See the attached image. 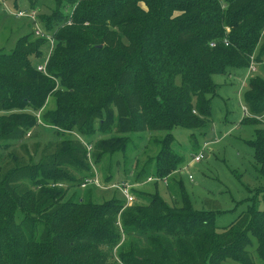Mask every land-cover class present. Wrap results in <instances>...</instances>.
<instances>
[{
    "label": "trees",
    "instance_id": "1",
    "mask_svg": "<svg viewBox=\"0 0 264 264\" xmlns=\"http://www.w3.org/2000/svg\"><path fill=\"white\" fill-rule=\"evenodd\" d=\"M40 1L27 0L28 12L38 8L36 22L21 17L33 30L11 53L0 50V264H254L252 239L264 264L257 200L219 232L221 211L195 209L182 178L174 206L159 195L160 183L149 193L134 189L142 200L129 207L117 191L101 204L90 187L81 194L134 135L164 133L154 140L158 154L134 178L129 171L128 182L168 178L183 167L173 131L210 123L213 76L247 71L252 56L264 72V0H54L47 15L39 14ZM37 26L53 38L46 58L42 47L51 44L36 36ZM247 83L253 117L244 121L260 126L248 145L264 182L257 118L264 117V77ZM40 127L59 139L30 152L25 139ZM257 191L264 199V186Z\"/></svg>",
    "mask_w": 264,
    "mask_h": 264
},
{
    "label": "rangeland",
    "instance_id": "2",
    "mask_svg": "<svg viewBox=\"0 0 264 264\" xmlns=\"http://www.w3.org/2000/svg\"><path fill=\"white\" fill-rule=\"evenodd\" d=\"M14 1L0 0V50L6 54L14 51L17 41L33 30V26L27 18H15L9 12L16 13L21 10L28 12L29 3H27V0H17L18 8L16 9ZM39 6V14L47 15L55 8V2L54 0H41ZM37 9L35 11L38 12ZM70 9L71 7L67 5L63 11L67 14ZM227 31L229 32V29ZM262 37H264V32ZM42 48L46 58L50 54V46L45 44ZM256 72L254 75L264 77L262 66L259 65ZM247 74L248 72L245 69H237L228 72V74L213 76V83L216 85L217 91L216 96L211 101L212 116L210 123L204 129H201L202 131H190L181 128L173 131L176 138L173 150L185 159L183 166L192 161L195 152L200 150L204 143H209L204 158L201 162L189 164L186 172L171 174L174 177L173 183L169 181L170 175L167 178V184H159V195L169 205L174 206L176 201L181 202V197H178L177 182L182 178L185 183L187 197L192 201L195 209L221 211L216 220V227L219 232L235 221L255 200H257L258 209H264L263 196L260 193L257 194L258 188H262L264 182L258 177V165L254 160V149L248 145V142L255 139L254 130L260 126H253L247 120L244 121V119L253 117L246 103H244V94L248 90L247 82L250 79V77L245 79ZM53 105L51 101L47 108L53 109ZM257 118H261L264 123V117ZM193 132H196L195 135L197 136V146L194 148L191 147L193 144L191 141L193 142V140L190 136ZM198 132H201V134H198ZM55 135L51 131L40 127L33 130L25 141L28 143L30 152H33L32 146L35 143H46L50 140L59 139ZM163 137L164 133L156 132L134 135L125 152H119L117 155L106 157L103 160L102 169L98 171L97 176L99 185L89 184L88 187L81 190L82 196L87 193L86 190L90 187L92 200L101 204L117 194L108 185L118 184L119 181H129L126 177L131 173L129 171H132L130 176L134 178L140 170V166L144 165L149 158L158 154L159 147L154 140H161ZM19 152L22 156L24 155L20 149ZM137 161L140 163L138 168L135 167ZM107 174L113 176V180L105 187L103 177ZM188 175L192 176V181L188 179ZM138 184H142V182H138ZM152 184H147V188L142 186L144 189L142 187L136 189H142L146 193L153 192L154 187ZM91 186H94V188ZM73 192L74 189L69 192V195H72ZM118 194V197H121L119 192ZM134 195L135 202H141L142 199H139L136 194ZM252 241L254 245L249 247L248 251L252 255L254 264H262L260 258L255 254L257 242L253 239ZM228 263L236 264L232 261H228Z\"/></svg>",
    "mask_w": 264,
    "mask_h": 264
},
{
    "label": "built area",
    "instance_id": "3",
    "mask_svg": "<svg viewBox=\"0 0 264 264\" xmlns=\"http://www.w3.org/2000/svg\"><path fill=\"white\" fill-rule=\"evenodd\" d=\"M3 1V0H2ZM4 3V2H3ZM7 6V5H6ZM7 10H8V7H7ZM10 14H13V15H16L17 17L21 18V17H28L30 18L33 22H36L37 18H36V14H37V11H31L29 13H26L24 11H21V12H18V13H13L11 11H9ZM34 33H36V36H41V37H44L46 38L47 40L50 41V48H51V52H52V47H53V38H51L49 35H47L46 33H44L38 26L37 28L35 29ZM224 42L226 43V45H228V42L226 40H224ZM216 46L215 43L212 44V47ZM50 52V53H51ZM50 55V54H49ZM48 59L47 58L45 60V62L41 65L38 66V69L42 72H45L46 70V66H47V62H48ZM260 65V63H258L256 60H255V57L252 56V59H251V63H250V66L248 67L247 69V76L246 78L248 77H253V75L255 73H257V69H258V66ZM245 78V79H246ZM247 78V79H248ZM87 146V149L90 151L91 149V146L86 144ZM209 146V143H205L201 150H199L198 153L194 154V157L192 159V161L189 163V164H194V162H201L204 158V153L206 151V149L208 148ZM189 164L188 165H185L183 166L181 169H179V171L175 172L176 174H179V172H186L188 170V167H189ZM98 176V172H96V177L94 179H90V180H87L84 184H83V188H86L88 187L89 184H97L99 185V183H97V178ZM188 179L190 181L193 180L192 176L191 175H188ZM167 177H165L164 179H159L157 177H149L146 181L142 182V184H138V183H130L128 181H119L118 184H111V185H108L110 186L112 189H114L115 191L119 192L121 197L123 199L126 200V207H129V206H132L134 205L136 199H135V195L133 193L134 189L140 187V186H144V185H147L149 183H166L167 184ZM107 184H105V187Z\"/></svg>",
    "mask_w": 264,
    "mask_h": 264
},
{
    "label": "crops",
    "instance_id": "4",
    "mask_svg": "<svg viewBox=\"0 0 264 264\" xmlns=\"http://www.w3.org/2000/svg\"><path fill=\"white\" fill-rule=\"evenodd\" d=\"M245 78H246V76H245ZM244 81H245V80H244ZM245 83H246V82H245ZM140 187H142V186H140ZM143 187L147 188V187H148V185H147V186H145V185H144ZM143 187H142V189H144ZM142 189H141V190H142Z\"/></svg>",
    "mask_w": 264,
    "mask_h": 264
},
{
    "label": "bare ground",
    "instance_id": "5",
    "mask_svg": "<svg viewBox=\"0 0 264 264\" xmlns=\"http://www.w3.org/2000/svg\"><path fill=\"white\" fill-rule=\"evenodd\" d=\"M21 11H22V10H21ZM21 11H20V12H21ZM33 11H34V10H33ZM24 12H27V11H24ZM30 12H31V11H30ZM16 13H18V12H16ZM16 13H15V14H16ZM27 13H29V12H27ZM12 15H13V14H12ZM204 144H205V143H204ZM204 144H203V145H204ZM201 148H202V147H201ZM200 150H201V149H200Z\"/></svg>",
    "mask_w": 264,
    "mask_h": 264
}]
</instances>
